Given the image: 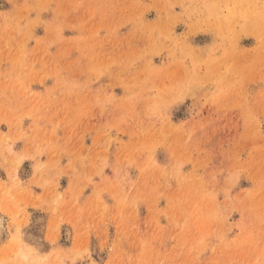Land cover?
I'll return each instance as SVG.
<instances>
[{
	"label": "rangeland",
	"instance_id": "rangeland-1",
	"mask_svg": "<svg viewBox=\"0 0 264 264\" xmlns=\"http://www.w3.org/2000/svg\"><path fill=\"white\" fill-rule=\"evenodd\" d=\"M0 264H264V0H0Z\"/></svg>",
	"mask_w": 264,
	"mask_h": 264
}]
</instances>
